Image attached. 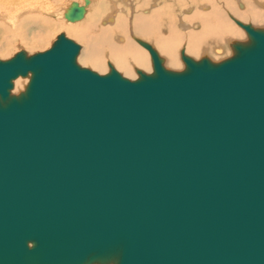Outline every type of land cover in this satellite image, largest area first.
<instances>
[{
  "label": "water",
  "instance_id": "1",
  "mask_svg": "<svg viewBox=\"0 0 264 264\" xmlns=\"http://www.w3.org/2000/svg\"><path fill=\"white\" fill-rule=\"evenodd\" d=\"M245 29L181 71L142 43L134 80L64 34L0 59V264H264V29Z\"/></svg>",
  "mask_w": 264,
  "mask_h": 264
},
{
  "label": "bare ground",
  "instance_id": "2",
  "mask_svg": "<svg viewBox=\"0 0 264 264\" xmlns=\"http://www.w3.org/2000/svg\"><path fill=\"white\" fill-rule=\"evenodd\" d=\"M83 1L71 2L63 9L65 18V13L72 3L86 8V14L80 21L70 22L65 18L69 23H75L74 27L68 26L67 29L85 46L79 53L80 57L94 69H101L103 72H106L105 61L112 60L125 76L133 79L136 78L138 68L147 74L153 72L151 52L142 43L148 44L158 53L164 60L165 68L181 71L184 69L180 61L181 48H184L181 53L182 61L183 55L199 60L203 56L221 54L231 41L246 42V26L264 29V0H118V6L114 0H88V5L86 0ZM108 9L111 11L109 14ZM120 11L124 13H119V16ZM43 13L57 16L58 3L55 0H0L1 38L7 40L20 25L43 18ZM132 13L135 15L132 16ZM46 19L41 23L45 28L50 25ZM193 27L195 30L188 31ZM130 32L132 38L129 36ZM137 38L140 41H137ZM11 42L13 40L8 39L6 43L9 46ZM65 54L66 51H59L53 55L52 60L58 62L61 58L62 64ZM257 64L264 65V56L258 59ZM19 79L21 78L14 81L15 94L18 93L16 90L23 88L28 81L24 80L23 84ZM50 86L51 80L41 84L37 96L42 97Z\"/></svg>",
  "mask_w": 264,
  "mask_h": 264
},
{
  "label": "rangeland",
  "instance_id": "3",
  "mask_svg": "<svg viewBox=\"0 0 264 264\" xmlns=\"http://www.w3.org/2000/svg\"><path fill=\"white\" fill-rule=\"evenodd\" d=\"M57 3H58V7H59V14L56 16V14H48L46 15L45 13H43V18H37V19H34V20H30L28 23H25V24H22L20 25L14 32V35L15 37H13L14 35L11 34L9 36V38H7V40L5 39H2L1 36H0V59L1 60H8V59H11L12 57H14L16 54L22 52L24 50V52H26L29 56L30 55H34V54H37V53H42V52H45L47 50H49L54 42L57 40V38L64 34L66 35L67 38H70L72 41H74L76 44H78L79 46H81V51L84 49V44L82 43L81 40H79L75 35H72L69 30L67 29L68 26L70 27H74L75 26V23H69L64 17H63V13H64V8L69 5L71 2H79V3H83L84 1L83 0H55ZM114 3L117 4L116 6H118V0H114ZM129 4V3H128ZM127 10L129 9V6L127 5ZM108 11H110V9H108ZM61 12V13H60ZM111 13L108 12V14ZM123 15L124 12H118V15L120 16V14ZM61 14V15H60ZM107 14V13H106ZM42 15V14H41ZM60 15V16H59ZM103 15V14H102ZM105 15V14H104ZM132 16H134L135 14L132 13L131 14ZM56 16V17H55ZM44 18H47L46 20L50 23L49 27H44L41 23L43 22V19ZM131 18V17H130ZM39 21V22H37ZM57 24V25H54V24ZM81 23V22H80ZM76 24H79V23H76ZM110 25V24H109ZM53 27V29H52ZM66 30H65V29ZM181 29V28H180ZM190 30H195L194 27L191 28V29H188V31ZM20 32V33H19ZM182 32H184V30H182ZM242 32V30H241ZM243 33V32H242ZM19 34V35H18ZM131 32L129 33V36ZM20 35H21V39H20ZM11 37V38H10ZM15 38V39H14ZM132 38V36L130 37ZM8 39L10 41L13 40V42H11V45H9L11 48H9V46L7 45V41ZM19 39V40H18ZM38 39V40H37ZM4 40V41H3ZM21 40V41H20ZM41 40V41H40ZM133 40V39H131ZM139 39L137 38V41ZM3 41V42H2ZM38 41H40L39 43H37ZM140 41V40H139ZM5 42V43H4ZM15 42V43H14ZM17 42V43H16ZM27 43V44H26ZM138 43V42H137ZM235 42H232L225 46L224 47V51L221 53V54H213L211 56H207V58H212L214 62H219L223 59H226V58H229L232 56L233 54V51H232V45L234 44ZM121 44V43H120ZM6 45V46H5ZM137 45V44H136ZM3 46V47H2ZM140 48V46H138ZM9 48V49H8ZM226 48V49H225ZM229 48V49H228ZM158 49V48H157ZM184 48H181V52H180V61L181 63L184 65L185 67V64L184 62L182 61V57H181V53L183 52ZM223 49V48H222ZM160 52V51H159ZM81 55L79 54L78 58H77V63L82 66V67H85V68H89L99 74H106L109 72V64H111L113 61L111 60H106L108 62L105 61L106 63V72H103L101 71V69H94L90 64H87L85 60H83L81 57ZM192 57V56H191ZM206 56H203L202 58H204ZM80 58V59H79ZM195 59V57H192ZM200 58V59H202ZM165 59V58H164ZM199 59V60H200ZM211 59V60H212ZM195 60L198 61V59L196 58ZM111 62V63H110ZM150 63H151V60H150ZM111 65H113L115 67V69H118L117 68V65H115V63H112ZM136 69V68H135ZM139 70L143 71V72H146L144 70H142L141 68H138ZM119 73H121L124 77L126 78H129V79H132L134 80L133 78L131 77H128V76H125V74H123V72H121L119 69H118ZM134 73H135V70H134ZM135 76L136 78H138V74L137 72L135 73ZM135 78V79H136ZM27 79H19V81H22L23 84L25 83V81ZM18 81V80H17ZM28 82V81H27ZM16 84V82H15ZM27 84V83H26ZM25 86H23V88L21 87L19 90H16V91H21L24 89ZM15 89H16V86H15ZM15 89H14V92H15Z\"/></svg>",
  "mask_w": 264,
  "mask_h": 264
}]
</instances>
